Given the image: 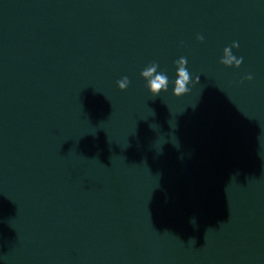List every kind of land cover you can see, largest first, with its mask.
Listing matches in <instances>:
<instances>
[{"label": "water", "instance_id": "water-1", "mask_svg": "<svg viewBox=\"0 0 264 264\" xmlns=\"http://www.w3.org/2000/svg\"><path fill=\"white\" fill-rule=\"evenodd\" d=\"M0 264H264V0H0Z\"/></svg>", "mask_w": 264, "mask_h": 264}, {"label": "clouds", "instance_id": "clouds-1", "mask_svg": "<svg viewBox=\"0 0 264 264\" xmlns=\"http://www.w3.org/2000/svg\"><path fill=\"white\" fill-rule=\"evenodd\" d=\"M199 39H202V37H198ZM233 47H239L238 43L234 42ZM225 59L223 60L224 64L232 65L235 63L236 66H239L243 58L237 59L235 56L231 53V48H225L224 49ZM179 65H181L179 68H177V79L174 81V94L177 97H180L184 94H186L189 91L188 83L190 81V75L187 71L186 67L184 65L187 64L186 58L181 57L178 61ZM158 65L153 63L151 66L147 67L143 72L142 76L146 79L151 77V79H148V89L152 96L159 95L161 91H167L169 80L166 74L160 72L157 73ZM156 73L155 75H153ZM247 79L251 80L252 77L249 75ZM118 87L121 90L127 89L129 85V80L127 77L122 78L121 80L117 81ZM192 223L195 224V220H192Z\"/></svg>", "mask_w": 264, "mask_h": 264}]
</instances>
